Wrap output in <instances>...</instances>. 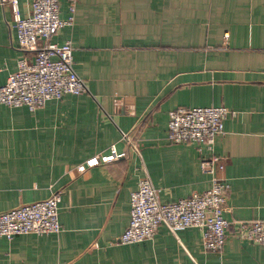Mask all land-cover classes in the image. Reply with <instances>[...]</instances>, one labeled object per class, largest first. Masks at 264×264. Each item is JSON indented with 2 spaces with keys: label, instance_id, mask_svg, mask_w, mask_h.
Listing matches in <instances>:
<instances>
[{
  "label": "crops",
  "instance_id": "obj_1",
  "mask_svg": "<svg viewBox=\"0 0 264 264\" xmlns=\"http://www.w3.org/2000/svg\"><path fill=\"white\" fill-rule=\"evenodd\" d=\"M18 5L28 15L30 1ZM59 7L68 19L69 0ZM68 40L87 91L35 110L0 103V212L59 192L62 230L0 235V264H264V245L241 238L237 222L264 219V0H77L51 38ZM30 55L0 0V85ZM199 105L232 110L225 133L212 146L170 142L169 111ZM111 145L124 154L78 169ZM211 155L230 186L221 251L205 249L196 227L164 224L119 242L141 178L163 202L187 197L210 187L201 158Z\"/></svg>",
  "mask_w": 264,
  "mask_h": 264
},
{
  "label": "built area",
  "instance_id": "obj_2",
  "mask_svg": "<svg viewBox=\"0 0 264 264\" xmlns=\"http://www.w3.org/2000/svg\"><path fill=\"white\" fill-rule=\"evenodd\" d=\"M28 15L20 14L18 0H2L12 7L14 26L22 48L31 52L22 57L18 68L0 85V103L9 106L27 105L30 110L42 106L49 99H61L66 94H81L88 90L85 80L74 68L70 40L62 44L51 42L61 27L71 24L77 0H69L72 14L60 16V0H29ZM232 110L225 105L180 106L169 111L167 138L170 142H196L212 146L215 138L225 133V120ZM123 137L132 142L128 133ZM132 144H134L132 142ZM111 145L107 154L95 155L79 164L80 171L123 155ZM224 167L217 155L203 156L201 168L212 174L211 185L202 192L163 202L159 189L147 174L130 194V220L119 238L120 243H134L151 239L161 224L176 232L180 228L201 230L205 249L221 251L225 245L230 221L224 210L229 183L215 174L216 167ZM61 194L36 200L0 212V235L13 238L23 233L39 235L62 230L59 220ZM238 235L252 243L264 245V219L237 221Z\"/></svg>",
  "mask_w": 264,
  "mask_h": 264
}]
</instances>
